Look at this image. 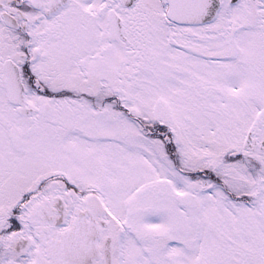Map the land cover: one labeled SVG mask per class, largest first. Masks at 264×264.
I'll list each match as a JSON object with an SVG mask.
<instances>
[{"label": "snow or ice", "instance_id": "1", "mask_svg": "<svg viewBox=\"0 0 264 264\" xmlns=\"http://www.w3.org/2000/svg\"><path fill=\"white\" fill-rule=\"evenodd\" d=\"M0 264H264V0H0Z\"/></svg>", "mask_w": 264, "mask_h": 264}]
</instances>
